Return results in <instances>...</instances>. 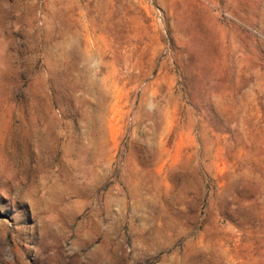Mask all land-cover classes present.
Instances as JSON below:
<instances>
[{
	"label": "rangeland",
	"instance_id": "1",
	"mask_svg": "<svg viewBox=\"0 0 264 264\" xmlns=\"http://www.w3.org/2000/svg\"><path fill=\"white\" fill-rule=\"evenodd\" d=\"M0 264H264V0H0Z\"/></svg>",
	"mask_w": 264,
	"mask_h": 264
}]
</instances>
